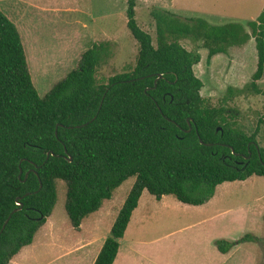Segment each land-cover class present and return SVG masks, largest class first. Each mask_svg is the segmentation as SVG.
<instances>
[{"label": "trees", "instance_id": "1", "mask_svg": "<svg viewBox=\"0 0 264 264\" xmlns=\"http://www.w3.org/2000/svg\"><path fill=\"white\" fill-rule=\"evenodd\" d=\"M127 6V28L140 47L135 69L100 83L98 69L111 49L96 44L44 98L34 86L21 35L0 10V264H11L31 246L52 217L57 181L68 186L66 211L79 230L136 178L95 262L114 264L144 192L200 207L225 183L264 178V148L256 134L235 126L226 107L245 94L264 97V9L246 26H215L154 8V40L136 20L137 1L127 0ZM252 39L258 56L252 81L243 89L230 87L223 105L211 106L194 72L202 56L182 42L201 43L211 64ZM258 242L246 235L215 245L226 255Z\"/></svg>", "mask_w": 264, "mask_h": 264}, {"label": "rangeland", "instance_id": "2", "mask_svg": "<svg viewBox=\"0 0 264 264\" xmlns=\"http://www.w3.org/2000/svg\"><path fill=\"white\" fill-rule=\"evenodd\" d=\"M136 1L139 26L156 40L151 10H164L160 7L166 4ZM177 1L185 5L173 14L184 19L203 18L215 26L246 25L257 21L264 9V0ZM127 8V0H0V10L21 35L29 71L41 98L75 70L82 56L96 44L109 43L111 49L110 57L98 69L100 83L108 84L112 77L135 69L140 47L127 28ZM182 44L189 51L198 50L202 56L194 72L204 83L201 95L211 106H222L228 89H243L257 70L255 41L232 48L228 55L215 57L211 64H208V51L201 43L184 41ZM259 85L264 90V79ZM226 107L235 126L249 136L256 134L258 145L264 148V121L260 123L264 97L245 94ZM254 181L259 182V190L247 189L246 186L251 185L248 183ZM135 182L136 178L125 182L114 192L112 200L105 201L100 211L84 221L83 228L75 230L66 211L68 186L64 181H57L58 198L52 217L37 233L34 248L23 250L11 264H71L77 257L72 256V252L82 245H90L89 253L96 256L111 235ZM258 191L264 197V179L225 183L218 187L209 205L195 208L197 214L192 216L187 210L189 206L176 198L167 197L164 204L145 192L127 235L137 231L135 227L143 215L155 219L145 225V230H138L149 244L139 248L142 257L137 256L138 259L128 264H221L224 256L219 254L214 243L218 240L235 242L248 235L246 232L252 230V225L246 213ZM199 215H205L199 227L180 231L199 222ZM255 229L260 242L245 243L234 252L232 264H250L251 258L253 264H264V206ZM169 234H173L172 237H166ZM36 256L35 261L33 257Z\"/></svg>", "mask_w": 264, "mask_h": 264}, {"label": "crops", "instance_id": "3", "mask_svg": "<svg viewBox=\"0 0 264 264\" xmlns=\"http://www.w3.org/2000/svg\"><path fill=\"white\" fill-rule=\"evenodd\" d=\"M143 2H153V3H156L157 5H161L162 6V4H166V6L165 7H160V8H163L165 11H167V12H170V13H172L173 14V12L174 11H176L180 6H184L185 4H184V2L182 3H178V1L177 0H143ZM158 7V8H159ZM244 25V24H243ZM247 25V24H246ZM245 25V26H246ZM251 41H254V39H252ZM250 41V42H251ZM249 42V43H250ZM248 45V44H247ZM255 178H259V177H252V178H250V179H248L247 181H245V182H249L251 179H255ZM259 179H264V178H259ZM235 183H237V182H235ZM248 184H251V185H249V186H246V188L247 189H250V190H259V182H250V183H248ZM222 186V185H221ZM220 187V186H219ZM217 191H218V189H217ZM147 192V191H146ZM145 193V192H144ZM143 193V194H144ZM148 193V192H147ZM216 194H217V192H216ZM143 196V195H142ZM153 197V196H152ZM167 197H170V196H166V197H163L162 198V200H159V202H163L164 204L167 202ZM216 197V196H215ZM214 197V198H215ZM255 199H254V201H252V203H251V208H250V210L246 213V219H247V221L249 222V223H251V229L252 230H249L248 232H246L248 235H252V233H253V236L255 235L256 236V229H255V224H257V222H259L260 221V216H261V208H262V206H264V197H262V196H260L259 195V191H258V194H256L255 196ZM155 198V197H154ZM142 199V198H141ZM140 202H141V200H140ZM210 203V202H209ZM209 203L208 204H206V205H204V206H200V207H195V206H189V205H187V206H189V209L187 208V210H190L189 212L191 213V215L190 216H192V215H194V214H197L196 213V211H194V210H196V209H198V208H203V207H205V206H207V205H209ZM139 205H140V203H139ZM185 205V204H184ZM249 206V205H248ZM247 206V207H248ZM139 208V207H138ZM196 208V209H195ZM193 210V211H192ZM138 211V209L134 212V214H133V217H134V215L136 214V212ZM188 216V215H187ZM203 216H205V215H203ZM202 215H199V218H198V221L199 222H194V223H192V224H189V225H187L186 227H184V228H182L180 231H186V230H192V228H197V227H199L202 223H203V221L204 220H202V218H204ZM133 217H132V219H131V222H130V224H129V227L131 226V223H132V220H133ZM149 217H151V218H149ZM155 218L153 217V216H149V215H143L142 217H141V219H140V222H139V224L135 227V229L137 230V231H135L134 232V234H131L130 236H128L127 235V232H128V230H129V227H128V229H127V231H126V233H125V236H124V238L122 239V240H120V249H119V253H118V256H117V258H116V260H115V263L114 264H128V263H130V261H135L136 259H138V257L137 256H141L142 257V255H141V252L139 251V248H143V247H146V246H148L147 244H149L148 243V241H146L144 238H143V233H141L140 235L138 234V233H140L141 231H138V230H145L146 228H145V225L146 224H148V223H150L151 221H153ZM200 219L202 220V221H200ZM205 219V218H204ZM82 226H83V224H82ZM81 226V228H83ZM45 227V226H44ZM44 227H42L41 228V230L44 228ZM130 234V233H129ZM172 235L173 234H169L168 236H166V237H172ZM129 238H128V237ZM257 237H258V235H257ZM164 238H162V240H163ZM234 241V240H233ZM215 244V243H214ZM245 244H243V245H240L238 248H234L229 254H222L223 256H224V258H223V260H222V263L221 264H232V262L230 261L231 259H232V256H233V254H234V252L235 251H238V250H240V248L241 247H243ZM34 246H35V243H33L31 246H28V247H26V248H24L23 250H25V249H27V248H34ZM88 246V247H87ZM82 245V247H80L79 249H77L75 252H72V256L75 254L77 257L75 258L76 260L75 261H73L72 260V262H71V264H95V262H96V260H97V258H98V256H99V254H100V252H101V250H102V248H103V246H102V248L98 251V253H97V255L95 256H92L90 253H89V249H90V245ZM216 246V245H215ZM22 250V251H23ZM218 250V249H217ZM219 252V251H218ZM219 254H221L220 252H219ZM34 258V260L36 261V258H37V256L36 257H33ZM253 259L251 258V260H250V264H253Z\"/></svg>", "mask_w": 264, "mask_h": 264}, {"label": "water", "instance_id": "4", "mask_svg": "<svg viewBox=\"0 0 264 264\" xmlns=\"http://www.w3.org/2000/svg\"><path fill=\"white\" fill-rule=\"evenodd\" d=\"M190 126H191V124H190ZM191 130H192V128L190 129V131H191ZM201 143L204 145V142H203V141H201ZM68 159H69L70 162H72V158L69 157ZM8 222H9V220L7 221V223H8ZM7 223H6V224H7Z\"/></svg>", "mask_w": 264, "mask_h": 264}]
</instances>
